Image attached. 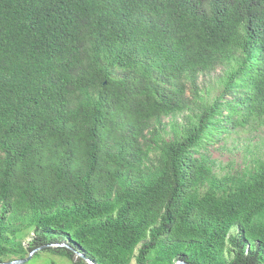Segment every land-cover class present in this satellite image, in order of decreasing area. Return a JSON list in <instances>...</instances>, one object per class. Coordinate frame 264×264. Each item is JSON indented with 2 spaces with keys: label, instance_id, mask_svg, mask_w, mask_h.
Returning a JSON list of instances; mask_svg holds the SVG:
<instances>
[{
  "label": "trees",
  "instance_id": "obj_1",
  "mask_svg": "<svg viewBox=\"0 0 264 264\" xmlns=\"http://www.w3.org/2000/svg\"><path fill=\"white\" fill-rule=\"evenodd\" d=\"M260 129L264 0H0V264H264Z\"/></svg>",
  "mask_w": 264,
  "mask_h": 264
},
{
  "label": "rangeland",
  "instance_id": "obj_2",
  "mask_svg": "<svg viewBox=\"0 0 264 264\" xmlns=\"http://www.w3.org/2000/svg\"><path fill=\"white\" fill-rule=\"evenodd\" d=\"M218 74V70L210 75H202L198 79V86L202 91L201 96L206 99H213L218 95L215 87V79ZM205 91L208 92L206 95ZM187 96H189L187 94ZM184 115H178L176 121L180 123ZM164 124L169 122L168 119L162 121ZM166 140L171 139V135L166 136ZM264 152V130L260 129L258 132L253 133H239L236 136H232L225 142H220L214 149L209 148L207 156L212 160L216 166L223 167L226 172L229 166L234 171L241 170L245 164H247L255 156H259ZM219 172L218 169H215ZM232 172V173H233ZM224 173V172H222ZM218 173V174H222ZM31 236L25 239L24 242H28ZM81 256L76 253V259ZM45 262H54L56 264H69L67 260L58 258L50 254H42L40 260L36 264H44ZM133 264V263H132Z\"/></svg>",
  "mask_w": 264,
  "mask_h": 264
},
{
  "label": "water",
  "instance_id": "obj_3",
  "mask_svg": "<svg viewBox=\"0 0 264 264\" xmlns=\"http://www.w3.org/2000/svg\"><path fill=\"white\" fill-rule=\"evenodd\" d=\"M60 247H63V245H61ZM36 251H37V250H36ZM36 251H35V252H36ZM33 254H34V252L30 253L27 259H24V260H16V261H12V262H9V263H3V264H24V263H26V262H28V261L30 260V258H31V256H32ZM80 255H81V254H80ZM79 257L84 258L83 255H81V256H79ZM89 264H92V263L89 262ZM176 264H182V263H176Z\"/></svg>",
  "mask_w": 264,
  "mask_h": 264
}]
</instances>
